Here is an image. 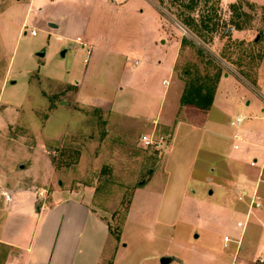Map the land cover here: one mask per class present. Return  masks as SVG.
<instances>
[{
  "label": "rangeland",
  "instance_id": "1",
  "mask_svg": "<svg viewBox=\"0 0 264 264\" xmlns=\"http://www.w3.org/2000/svg\"><path fill=\"white\" fill-rule=\"evenodd\" d=\"M82 1L0 0V194L31 191L42 204L51 191L91 192L90 204L111 228L101 264H160L163 256L172 258L168 264L229 263L232 244L224 247L222 237L225 233L237 237L244 212L232 215L226 205L234 197L238 170L224 163L223 155L238 158L243 150L242 144L239 150L231 147L230 121L237 114L244 115L237 129L241 134L252 139L258 132L264 137L262 73L257 81L264 71V0L217 4L219 24L233 30L213 34L203 47L216 59L217 52L225 51L235 64L218 59L229 76L216 90L215 103L222 112L213 109L208 122L191 109H176L168 60L172 50L161 43L172 37L170 32L164 37L160 14L151 1L114 0L110 6L117 7L115 14L105 9L93 13ZM164 3L179 12L169 0ZM203 3L194 14L205 9ZM231 3L236 11L230 9ZM160 11L165 28L199 43L169 13ZM49 16L60 23L62 38L45 32L50 30ZM236 22L242 29H236ZM84 32L104 38L94 42L89 57L84 51L83 60L71 47L62 57L59 44H74ZM99 49L120 51L123 57L106 51L99 56ZM73 60L90 73L81 88L62 74ZM135 60L140 64L133 65ZM157 60L161 67L153 64ZM185 67L201 75L215 70L190 44L180 50L175 69L184 87ZM162 79L169 84L162 85ZM127 80L120 91L116 86ZM82 92L97 99L88 102ZM142 134L158 141L163 136L164 142L157 149L145 147ZM245 162L248 170L255 164L252 158ZM257 171L253 167L254 179ZM255 213L253 209L244 223L243 245L253 236ZM37 244L38 235L32 252Z\"/></svg>",
  "mask_w": 264,
  "mask_h": 264
},
{
  "label": "crops",
  "instance_id": "2",
  "mask_svg": "<svg viewBox=\"0 0 264 264\" xmlns=\"http://www.w3.org/2000/svg\"><path fill=\"white\" fill-rule=\"evenodd\" d=\"M149 1H151L160 14L159 24L164 37H166L167 32H170L169 34H171L170 36L172 37V39H163L161 43H167L172 50L171 57L168 60H170L171 63L172 76L175 82V92L178 97V105L176 106V109L181 108L182 112L186 111L185 109H191L194 113H197L198 117L205 118V121L208 122L210 113L213 109L220 113L222 112V109L217 107L215 103L216 90L219 83L223 79H226L229 76V73H223L219 79L215 88L212 104L208 110L202 111L193 106H181L179 100L184 89V84L175 76V65L178 61L181 50L182 35L172 31L171 28H165L164 23L166 19L160 11V9H163L153 0ZM82 2L85 6L91 8L93 13H100L102 10L105 12L106 10L109 14H115L117 11L116 6H110L111 4H115L114 0H83ZM113 16L110 15L109 18L111 19ZM51 18L52 17L49 16L50 21H48V28L50 30L46 31L45 29V32L48 36L51 34L54 36L58 35V38L60 39L61 34L58 30L61 25L58 21ZM49 23H54L55 26H49ZM77 37H79L86 46H89L90 50L95 45L94 42H97L100 38H104L101 35L91 36L85 32L82 36ZM104 43L107 44L106 42ZM70 47L74 50L75 57L83 60L85 47H82L75 42L69 46H67V43L65 42L60 43L59 48H64L62 50L64 51V55H60L65 57ZM105 51L111 54V56L123 57V54L120 51H110L108 49H99L96 54L99 56L101 54L106 55ZM119 63L121 62L119 61ZM138 64H140L139 60H135L133 63V65ZM153 64L161 67V62L159 60H157V64L153 61ZM91 70L92 69L89 68L88 71L91 72ZM62 71H65L62 74L66 78V81L74 83L78 82L80 88L82 85L86 84V76L90 75V73L87 74V66L84 67L82 64L79 66V63L75 60H73L70 65V69L64 68ZM261 73L264 75V71L260 72L257 81L261 79ZM231 75L236 77L234 74ZM129 82L130 81L127 80L123 86L118 83V86L116 87L122 91ZM161 84L167 86L169 80L162 79ZM249 85L251 84L249 83ZM81 95L86 97L88 102L97 99V97H88V95L83 92ZM98 99L101 102L105 101L100 97H98ZM247 104H249L248 100L246 101V105ZM236 108H238L237 105ZM240 114L243 115L242 113ZM161 123L167 124V121L161 120ZM234 132L235 129L230 135L232 140L231 147L233 150H239L240 145L242 144L243 150L240 152V157L238 158L228 159L227 157L226 159L225 156L228 153L223 155V160H225L224 163L227 165L232 164L238 170V175L233 185L234 197L228 202V204L226 203V205L232 215L244 212L243 224H247L246 221L248 215H250L253 209H255L256 222L250 232L253 236L249 237L250 239H248L247 244L243 245L242 243V237L247 228V226L245 228V225L243 228L241 227L239 229L237 237H230L226 233L223 234V246L227 247L230 242L232 244L231 253L229 254V263L227 262L225 264H244L241 263V261L240 263L237 262V259L239 258L247 260L249 264H264L258 261V257H264V137H262L260 133L255 132L252 139H249L247 134L244 136L243 133L241 134L238 131L240 134V140H235L233 138ZM256 140L260 142L256 143ZM235 144H237V148L233 147ZM256 148L260 149V151ZM257 156L261 158L260 162H258ZM247 158H252V161L255 163L249 168V170L247 169L248 166L245 162ZM253 167L258 168L255 179L252 175ZM205 179L208 183H213L212 177L206 176ZM221 180L224 183L227 181V179L224 178ZM255 190L257 193V195L255 194V197L258 196L255 198V201H257L259 205L251 206L249 202L250 198L254 196ZM211 192L212 190L209 189L208 194L210 195ZM3 195L4 194H0V264L102 263L104 258L103 251L104 248L108 246L111 234L109 226L103 219L102 215L90 204L89 200L91 199V192L75 190L51 191L46 194V201L42 204L37 202V196L31 191H9L6 196ZM238 221L240 222L241 219H238L236 222ZM37 235L38 244L35 251L32 252V244ZM102 235H104L103 237L105 240L103 243L99 244L97 240ZM224 236H227L228 240H224ZM194 237L198 238V235H195Z\"/></svg>",
  "mask_w": 264,
  "mask_h": 264
},
{
  "label": "trees",
  "instance_id": "3",
  "mask_svg": "<svg viewBox=\"0 0 264 264\" xmlns=\"http://www.w3.org/2000/svg\"><path fill=\"white\" fill-rule=\"evenodd\" d=\"M153 1L156 2L179 23H181L187 29V31L199 41V43H197L192 38L183 37L181 39V49L185 44L192 45V47L196 48V51L200 55H203L208 60V65H211L215 69L213 74L207 71L203 75H201L198 70L191 72L190 68L188 67L182 69L183 76H185L187 80L185 81V87L180 96V105L193 106L199 110L206 111L212 104L215 88L220 76L224 71V68L218 59L223 60L232 66L235 64L233 61L227 59L229 56H227L225 51L217 52L218 59H216L204 49V47H208V43L210 41L209 39L213 38V34L215 35L217 32L220 34H226L224 33L226 25L219 24V18L216 15L217 4H219V0H213L211 6L208 7L207 4L210 0H169L170 5L180 8L179 12L172 11L170 6L165 5L164 0ZM201 1H204L203 5L205 9H202L201 12L194 14L197 5ZM235 5L236 4L231 3L229 5L230 9L236 11L237 7H235ZM239 15L240 14L236 15L237 18L240 17ZM235 24L236 29H242V26L239 24V22H236ZM237 72L245 77V75L239 70ZM249 82L254 84L253 81ZM109 230L111 232L110 227ZM118 236L119 233L116 237Z\"/></svg>",
  "mask_w": 264,
  "mask_h": 264
},
{
  "label": "built area",
  "instance_id": "4",
  "mask_svg": "<svg viewBox=\"0 0 264 264\" xmlns=\"http://www.w3.org/2000/svg\"><path fill=\"white\" fill-rule=\"evenodd\" d=\"M233 28L232 27H225L224 29V33H228L230 31H232ZM31 35H35L36 32L35 30H31L30 31ZM75 43L81 45L82 47H85V52H86V57H89L90 55V47L89 46H86L79 37H77L75 40H74ZM244 120V116L241 115V114H238L236 115L233 119H231L230 121V125L235 129V132L233 133V138L235 140H240V134L238 132V128L241 126L242 122ZM140 142L142 143L143 146L145 147H148V146H154V148H159L161 146V143L164 142V138L163 136H159V141L158 140H155L153 139L152 136L148 135V134H142L140 136ZM234 148H237V144H235L233 146ZM255 194L253 197L250 198V205H254V206H258L259 203L257 201H255ZM244 227V224H242V228ZM224 240H228V237L227 236H224ZM258 261L260 263H264V257H258Z\"/></svg>",
  "mask_w": 264,
  "mask_h": 264
},
{
  "label": "water",
  "instance_id": "5",
  "mask_svg": "<svg viewBox=\"0 0 264 264\" xmlns=\"http://www.w3.org/2000/svg\"><path fill=\"white\" fill-rule=\"evenodd\" d=\"M49 26H52L54 27L55 24L54 23H49ZM258 38V36L255 37V40ZM39 56H42L43 53L42 52H39L37 53ZM60 54L63 56L64 55V51H61ZM172 260L171 257H166V256H163L160 258V264H168L170 261Z\"/></svg>",
  "mask_w": 264,
  "mask_h": 264
}]
</instances>
